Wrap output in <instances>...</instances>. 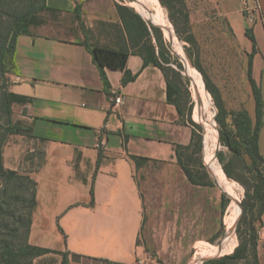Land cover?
Segmentation results:
<instances>
[{
  "label": "crops",
  "instance_id": "crops-1",
  "mask_svg": "<svg viewBox=\"0 0 264 264\" xmlns=\"http://www.w3.org/2000/svg\"><path fill=\"white\" fill-rule=\"evenodd\" d=\"M185 3L191 19L228 28L250 56V67L227 70L240 76L241 88L231 87L226 105L254 119L250 70L263 103L258 149L264 158V0H247L259 5L251 16L242 0ZM39 19L17 38L7 86L28 99L20 103L21 119L13 118L26 131L9 135L2 151L5 168L36 182L28 243L49 251L32 263L62 264L66 255L68 264H264V241L256 236L224 250L223 196L210 184H193L179 164L177 146H188L195 128L168 100L163 70L129 50L131 77L103 67L104 84L89 47L97 41L104 47L115 33L126 39L115 1L45 0ZM112 91L124 98L117 109ZM263 220L264 205L253 231ZM202 243L217 249L201 256Z\"/></svg>",
  "mask_w": 264,
  "mask_h": 264
},
{
  "label": "trees",
  "instance_id": "trees-1",
  "mask_svg": "<svg viewBox=\"0 0 264 264\" xmlns=\"http://www.w3.org/2000/svg\"><path fill=\"white\" fill-rule=\"evenodd\" d=\"M44 9L45 0H0V72L3 75L15 71L14 55L17 38L19 35L29 34V27L40 22L39 13ZM116 9L127 33L131 34L138 24L147 34V28L138 14L119 4H116ZM79 10L80 7L77 5L75 11L78 18ZM246 34L255 43L249 29L246 30ZM89 48L94 61L100 68L105 85H107V79L103 67L125 70L127 78L131 77L130 72L126 70V51L98 46ZM135 52L143 58L145 65L153 64L163 70L168 84V100L177 106L179 114L182 115L184 110L177 96L178 85L182 83L179 73L173 72L175 77L171 82L168 73L159 65L153 54L145 56L140 51ZM248 77L255 101L254 119L250 117L246 109L242 108L228 110L230 120L218 118V123L221 143L228 149V155L221 157L226 175L242 182V177L236 175L235 171L240 170L252 175L253 194L247 210L252 215V222H256L260 219L264 205V158L258 149V138L263 122V103L260 90L250 76V70ZM7 86L0 91V113L2 114L0 116V264H33L34 257L49 251L28 243L32 213L36 205V182L28 174L5 168L2 157L3 146L8 136L26 131L19 122L13 121L12 106L15 103H25L28 99L8 91ZM187 114L195 130L188 146H177V158L193 184L209 185L207 181L199 178L198 172H194L191 166L193 161L191 154L200 151L201 140L197 132L198 126L191 120L189 109ZM219 155H221L220 152ZM239 163L242 168L236 167ZM199 165L202 167L201 163ZM239 213L240 205L235 211L233 225ZM62 264H68L66 255L63 257Z\"/></svg>",
  "mask_w": 264,
  "mask_h": 264
},
{
  "label": "rangeland",
  "instance_id": "rangeland-1",
  "mask_svg": "<svg viewBox=\"0 0 264 264\" xmlns=\"http://www.w3.org/2000/svg\"><path fill=\"white\" fill-rule=\"evenodd\" d=\"M114 1L116 4L126 6L138 14L147 28V34L145 29L137 24L131 34L125 30L126 39L124 38L123 40L115 33L117 39L110 43L103 42L101 45L109 47L110 49L113 47V50L126 52L129 50L140 51L145 56L153 54L159 65L168 73L171 82H173L175 77L173 72L179 73L182 83L178 85L179 91L177 96L180 99V104L184 112H188L189 109L190 117L198 126L197 132L201 140L200 151L191 154L193 158L191 166L194 172H198L200 179L214 186L216 191L223 196L225 206L223 209L222 207L220 208L222 214L220 236L225 237L227 234L225 218L228 214L232 196L228 194V190L227 192L224 190L225 188L220 180V175H215L205 162V156L209 158V155L205 151V146L207 144L210 148L213 143V126L216 131V140L211 148V157L220 165L226 179L230 183L233 182L232 184L234 185H232V188H236L235 194L239 203L238 206L240 205V213L235 219L232 236H234L235 241L236 239L240 241L247 237L251 239L253 236H256V232L253 231L255 223L252 222V215L247 210V206L251 204L250 197L253 194L252 175L240 170L235 171L236 175L242 177L243 182L226 175L221 157L224 158L228 155V149L221 143L219 134L220 126L218 123V118L225 119L226 121L231 118L228 110L232 109H229L226 105V100L233 101L234 94L231 87L238 85L241 88L240 76L236 73L226 74L227 70L230 69V72L233 70L237 72L241 63L242 66L243 64L248 66L249 57L245 56L238 45L232 41L228 28L222 29L216 25L207 28L203 26L200 18L191 19L189 16L191 12L187 9L185 0H181L180 2L179 0H155L156 2L149 0L152 5L154 4L160 8L164 14L177 40L178 49L180 46L182 56H178L175 53L177 47L171 42L159 22L148 19L140 12L138 0ZM208 36L214 37L212 41H209ZM93 43L95 46L96 44H100L99 41ZM190 67L195 70L194 75L187 70ZM201 78L203 88L199 84L197 85V82ZM9 80V73L3 75L0 72V91L5 89ZM214 81L217 82L220 88H223L220 89L217 87ZM242 92L244 91L239 90L238 94ZM20 107V103L14 106L12 118L16 120L21 119L20 116L23 111ZM0 116H2L1 113ZM209 122L210 124L207 126L206 123ZM205 131H207L206 143L204 138ZM219 152L221 155H219ZM200 163L202 167L199 165ZM236 167L242 168L240 163L236 164ZM259 168L262 170V166ZM232 236L228 238V241ZM201 245L203 246V243ZM213 249H204L201 253L202 255H210L213 253Z\"/></svg>",
  "mask_w": 264,
  "mask_h": 264
},
{
  "label": "bare ground",
  "instance_id": "bare-ground-1",
  "mask_svg": "<svg viewBox=\"0 0 264 264\" xmlns=\"http://www.w3.org/2000/svg\"><path fill=\"white\" fill-rule=\"evenodd\" d=\"M139 1V4H140V7H139V10L141 13H143V15H145L148 19L150 20H154L156 22H159V24L162 26L163 30L165 31L166 35L169 37V39L171 40V42L177 47L175 53L178 55V56H182V53L180 51V46H179V49H178V44H177V40L175 39V36L173 34V31H172V28L170 27V25L168 24L164 14L162 13L161 9L158 8L156 5H152L151 2L149 0H138ZM154 6V7H153ZM187 70L194 75L195 73V70L193 68H187ZM200 85L202 88H203V82H202V78L200 79V81L197 82V85ZM199 87V86H198ZM198 90V89H197ZM203 118V117H202ZM204 119V118H203ZM205 120V119H204ZM206 122V120H205ZM208 122V121H207ZM210 124L209 123H206V125L208 126ZM206 127V126H205ZM206 129V128H205ZM212 132H213V143H212V146L214 145V142L216 140V131H215V128L213 126V129H212ZM207 137V131H205V143H206V138ZM212 146L209 148L206 144L205 146V151L206 153L209 155V158H207L205 156V161H206V164L208 165L209 169H211V171L215 174V175H220V180L222 181L223 185H224V190L227 192L228 190V194L230 196H232V200H231V203L229 205V209H228V214L225 218V224H226V228H227V234H226V240H228V238H230L233 234V230H234V225H233V217H234V214H235V211L237 210L238 208V201H237V196L235 194V189L236 188H232V183H230L224 173L222 172V169L220 167V165H218L216 163V161H214L211 157V148ZM211 157V158H210ZM235 183V182H234ZM235 239H234V236H232V238L229 240V243L227 245V247L224 249V250H228L230 248H232V246L234 245L235 243ZM216 247H214V249L212 250V252H215L216 251Z\"/></svg>",
  "mask_w": 264,
  "mask_h": 264
},
{
  "label": "built area",
  "instance_id": "built-area-1",
  "mask_svg": "<svg viewBox=\"0 0 264 264\" xmlns=\"http://www.w3.org/2000/svg\"><path fill=\"white\" fill-rule=\"evenodd\" d=\"M245 12L251 16L259 13V5L255 3L252 6H248L247 0H242ZM124 101L123 95L120 93H117L116 91H112V97H111V103H112V108L117 109L119 106L122 105ZM256 238L260 241H264V220L259 224L258 228L256 229ZM202 251L205 250H210L213 248L212 244L206 243L202 246ZM203 256V255H201ZM201 259H196L194 262L191 264H200Z\"/></svg>",
  "mask_w": 264,
  "mask_h": 264
}]
</instances>
